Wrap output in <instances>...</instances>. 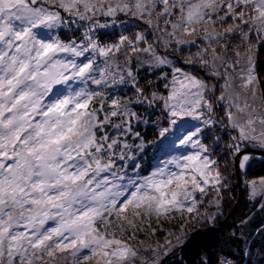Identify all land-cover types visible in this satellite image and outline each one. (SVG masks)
Masks as SVG:
<instances>
[{
	"label": "snow or ice",
	"instance_id": "6c2138e0",
	"mask_svg": "<svg viewBox=\"0 0 264 264\" xmlns=\"http://www.w3.org/2000/svg\"><path fill=\"white\" fill-rule=\"evenodd\" d=\"M262 46L264 0H0V264H168L237 180L264 209Z\"/></svg>",
	"mask_w": 264,
	"mask_h": 264
},
{
	"label": "trees",
	"instance_id": "16d2710c",
	"mask_svg": "<svg viewBox=\"0 0 264 264\" xmlns=\"http://www.w3.org/2000/svg\"><path fill=\"white\" fill-rule=\"evenodd\" d=\"M258 63L264 67V46L257 52ZM180 66L182 57H174ZM187 69L188 65H184ZM203 75V72H201ZM144 73H141V83ZM155 79V75L152 74ZM160 90L163 91L162 85ZM129 94H131L129 92ZM138 107V106H134ZM141 135L147 141L157 140L155 133L148 132L147 126L136 125ZM147 153L144 156V164L151 162L153 165L157 164L164 158L160 150H157L154 145H149L145 149ZM147 172V168H145ZM237 176L239 173L237 172ZM264 177V165L258 161L253 162L252 168L248 171V179H260ZM239 181L233 183L230 188L232 197L230 198V206L227 207L223 218L216 222L214 229L199 230L193 234L184 246H181L170 254L166 259L168 264H200L201 260L207 257V264H216L218 258H222L227 254L230 258L234 257L240 261V264H264V209H261L259 200L255 203H250L246 198L245 189L242 187L239 190ZM240 191V192H239ZM230 193V194H231ZM206 228V227H205ZM235 233L237 238H231V234ZM240 237L246 240L244 243ZM225 241H228L225 244ZM244 248L249 252V255L241 257L240 249Z\"/></svg>",
	"mask_w": 264,
	"mask_h": 264
},
{
	"label": "rangeland",
	"instance_id": "374dc122",
	"mask_svg": "<svg viewBox=\"0 0 264 264\" xmlns=\"http://www.w3.org/2000/svg\"><path fill=\"white\" fill-rule=\"evenodd\" d=\"M189 66V65H188ZM181 67H184V68H186L184 65L182 66L181 65ZM189 67H191V66H189ZM189 67H187V68H189ZM200 74H202V73H200ZM161 154H164L165 156H164V158L163 159H166V158H168L167 156H166V154H165V152L164 151H161ZM242 189V186L241 185H239V190H241ZM240 192V191H239ZM231 193V190L230 189H228V190H224L223 191V201H222V211H223V215L222 216H219L217 219H216V221L214 222V223H212V222H205V221H203V220H199V221H193L191 224H189V225H187L186 226V228H187V233H186V237L184 238L185 239V242H183L182 243V246H184L185 244H186V242L190 239V237L193 235V234H195L197 231H199V230H206V229H209V230H213L214 229V227H216V226H214L215 224H216V222L220 219V217H222L223 218V216H224V214L226 213V209H227V207H229L230 205V198L232 197V193H233V191H232V193ZM213 197H209V198H207L206 199V201H205V204L204 205H202L201 206V208H202V210L203 209H205V208H208V210L209 211H212V212H215L216 210L215 209H213V208H209L208 207V199H212ZM151 223L153 224V226H156V220L155 219H153L152 221H151ZM180 224H181V221L179 220V219H177V220H174V221H161V227H163V228H165V229H169V230H172V231H175L179 226H180ZM206 227V228H205ZM139 236H140V239L141 240H145L146 239V237H145V235L144 234H139ZM164 237H165V233L163 232V231H157V233H156V236L154 237V238H152V241H155V240H158V241H160V242H163V240H164ZM152 241H149V242H152ZM181 247V246H180ZM180 247H177V248H175L173 251H171L167 256H164V257H162L161 259L163 260V259H166L170 254H173V253H175V251L177 250V249H179ZM143 255L144 256H146V257H148V253L147 252H145V253H143ZM150 258V257H149Z\"/></svg>",
	"mask_w": 264,
	"mask_h": 264
}]
</instances>
